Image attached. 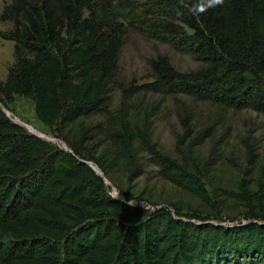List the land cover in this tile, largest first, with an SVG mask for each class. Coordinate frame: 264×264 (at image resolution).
I'll return each instance as SVG.
<instances>
[{
	"label": "trees",
	"instance_id": "trees-1",
	"mask_svg": "<svg viewBox=\"0 0 264 264\" xmlns=\"http://www.w3.org/2000/svg\"><path fill=\"white\" fill-rule=\"evenodd\" d=\"M144 1L154 6L3 0L0 23L11 27L0 29V37L14 42V62L0 80V102L10 108L17 95L32 100L37 119L68 150L0 107V264H264V184L255 191L240 186L248 223H212L222 220L225 199L212 181L216 164L191 148L179 150L180 157L158 149L145 121L133 125L127 93L116 113L109 109L128 21L201 63L181 72L167 56L152 60L166 95L264 113V0H223L214 7L207 0ZM100 113L106 122L88 123ZM181 119L190 130V116ZM137 150L214 214L150 209L129 204V194L114 198L106 178L135 171Z\"/></svg>",
	"mask_w": 264,
	"mask_h": 264
},
{
	"label": "rangeland",
	"instance_id": "rangeland-1",
	"mask_svg": "<svg viewBox=\"0 0 264 264\" xmlns=\"http://www.w3.org/2000/svg\"><path fill=\"white\" fill-rule=\"evenodd\" d=\"M128 2H138L142 8L154 6V2L144 0H124L122 3L126 5ZM2 6L3 0H0V12ZM10 27L11 24L7 22L0 23L3 31ZM125 32L119 70L110 95V111L116 113L120 109L127 93L129 97L126 102L133 125L141 126L145 121L152 142L158 149L173 157H180L179 150L191 148L195 155L216 164L212 170V181L223 188L220 191L225 199L218 212L222 220L211 222L225 228L248 223L246 215L249 208L240 198V186L245 182L255 191L258 183L264 184V113L252 109L227 110L211 101H197L183 94L166 95L155 81L150 66L152 60L167 56L181 72L199 69L201 63L150 30H137L128 21ZM13 62L14 42L0 37V80L6 79ZM0 107L28 131L68 150L67 144L37 119L32 100L17 95L10 108L1 102ZM182 113L190 116V130L186 129L181 119ZM87 121L106 122V118L100 113ZM90 165L103 174L96 165ZM136 168L132 172L122 170L116 173L113 180L105 177L111 195L124 197L129 194L134 204L150 209L168 207L172 210L176 207L184 214H214L212 206H205L165 180L148 152L137 150ZM210 193L213 198L212 189Z\"/></svg>",
	"mask_w": 264,
	"mask_h": 264
},
{
	"label": "clouds",
	"instance_id": "clouds-1",
	"mask_svg": "<svg viewBox=\"0 0 264 264\" xmlns=\"http://www.w3.org/2000/svg\"><path fill=\"white\" fill-rule=\"evenodd\" d=\"M207 3H208L209 7H214L216 5L222 4L223 0H207ZM132 203H134V202L133 201H129V204H132Z\"/></svg>",
	"mask_w": 264,
	"mask_h": 264
},
{
	"label": "built area",
	"instance_id": "built-area-1",
	"mask_svg": "<svg viewBox=\"0 0 264 264\" xmlns=\"http://www.w3.org/2000/svg\"><path fill=\"white\" fill-rule=\"evenodd\" d=\"M6 112V111H5ZM9 117H10V115H9V113H6ZM11 118V117H10ZM112 196H114V197H116V198H118V199H120V200H123L124 198H123V196H121V195H115V194H112ZM134 204V203H133Z\"/></svg>",
	"mask_w": 264,
	"mask_h": 264
},
{
	"label": "water",
	"instance_id": "water-1",
	"mask_svg": "<svg viewBox=\"0 0 264 264\" xmlns=\"http://www.w3.org/2000/svg\"><path fill=\"white\" fill-rule=\"evenodd\" d=\"M95 169V168H94ZM96 170V169H95ZM97 171V170H96ZM98 172V171H97Z\"/></svg>",
	"mask_w": 264,
	"mask_h": 264
}]
</instances>
